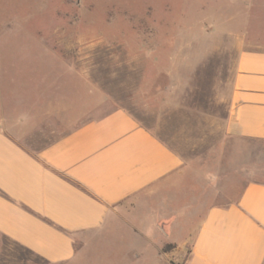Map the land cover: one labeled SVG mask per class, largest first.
<instances>
[{"label":"crops","instance_id":"1","mask_svg":"<svg viewBox=\"0 0 264 264\" xmlns=\"http://www.w3.org/2000/svg\"><path fill=\"white\" fill-rule=\"evenodd\" d=\"M246 24L226 134L264 145V4ZM36 102L46 121L77 113ZM34 104L0 100V236L54 264L114 242L119 264H264V147L186 159L123 108L65 134H25Z\"/></svg>","mask_w":264,"mask_h":264},{"label":"rangeland","instance_id":"2","mask_svg":"<svg viewBox=\"0 0 264 264\" xmlns=\"http://www.w3.org/2000/svg\"><path fill=\"white\" fill-rule=\"evenodd\" d=\"M260 4L264 0H0V100L20 112L36 101L78 106L68 121H46L36 102L32 112L41 115L35 123L16 114V124L29 123L19 127L25 134H65L123 108L186 159L211 162L221 149L262 148L226 134L248 12ZM119 258L114 242L78 264H119ZM0 264L54 263L0 236Z\"/></svg>","mask_w":264,"mask_h":264}]
</instances>
